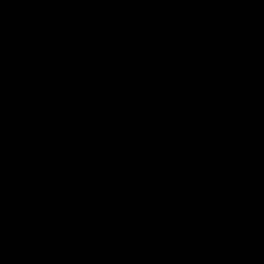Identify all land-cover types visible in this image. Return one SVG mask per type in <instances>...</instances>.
Returning <instances> with one entry per match:
<instances>
[{
  "label": "water",
  "instance_id": "95a60500",
  "mask_svg": "<svg viewBox=\"0 0 264 264\" xmlns=\"http://www.w3.org/2000/svg\"><path fill=\"white\" fill-rule=\"evenodd\" d=\"M0 264H264V0H0Z\"/></svg>",
  "mask_w": 264,
  "mask_h": 264
}]
</instances>
